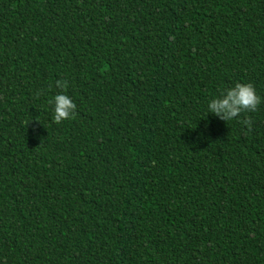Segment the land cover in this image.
Returning a JSON list of instances; mask_svg holds the SVG:
<instances>
[{"label":"trees","instance_id":"1","mask_svg":"<svg viewBox=\"0 0 264 264\" xmlns=\"http://www.w3.org/2000/svg\"><path fill=\"white\" fill-rule=\"evenodd\" d=\"M0 264H264V0H0Z\"/></svg>","mask_w":264,"mask_h":264},{"label":"clouds","instance_id":"2","mask_svg":"<svg viewBox=\"0 0 264 264\" xmlns=\"http://www.w3.org/2000/svg\"><path fill=\"white\" fill-rule=\"evenodd\" d=\"M56 87L61 93L54 96L48 103L54 105L53 120L56 124L72 118L77 105L72 98L64 93L69 87L67 80H57ZM261 103V97L257 95L255 87L251 83H236L222 92L217 98L212 99L207 105L208 112L224 122L232 121L244 112H255ZM250 130L252 121L248 119L240 121Z\"/></svg>","mask_w":264,"mask_h":264}]
</instances>
